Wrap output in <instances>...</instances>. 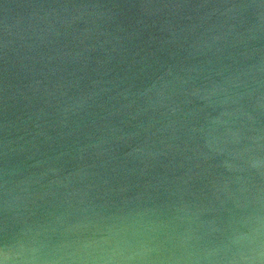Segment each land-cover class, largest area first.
I'll use <instances>...</instances> for the list:
<instances>
[{
  "label": "water",
  "instance_id": "obj_1",
  "mask_svg": "<svg viewBox=\"0 0 264 264\" xmlns=\"http://www.w3.org/2000/svg\"><path fill=\"white\" fill-rule=\"evenodd\" d=\"M0 264H264V0H0Z\"/></svg>",
  "mask_w": 264,
  "mask_h": 264
}]
</instances>
